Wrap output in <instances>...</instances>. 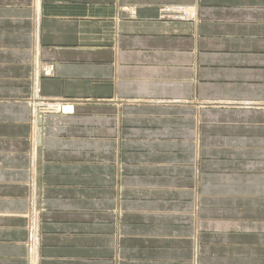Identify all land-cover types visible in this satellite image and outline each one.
<instances>
[{
    "label": "crops",
    "instance_id": "obj_1",
    "mask_svg": "<svg viewBox=\"0 0 264 264\" xmlns=\"http://www.w3.org/2000/svg\"><path fill=\"white\" fill-rule=\"evenodd\" d=\"M0 264H264V0H0Z\"/></svg>",
    "mask_w": 264,
    "mask_h": 264
},
{
    "label": "rangeland",
    "instance_id": "obj_2",
    "mask_svg": "<svg viewBox=\"0 0 264 264\" xmlns=\"http://www.w3.org/2000/svg\"><path fill=\"white\" fill-rule=\"evenodd\" d=\"M181 11H173V12H164V11H161L160 12V16L161 18H164V19H171V20H174V19H181V17L183 18L184 17V14L183 13H180ZM45 73V72H44ZM42 73V74H44ZM34 100L36 101H40V102H43L42 104H33V107H35V111L38 115H47V114H50V113H55V109H54V112L53 110H51L50 108H55V107H58L60 106L59 104H56L55 102H45L46 100H41L40 98L38 97H35ZM50 103V104H49ZM56 104V105H55ZM51 105V106H50ZM37 106H41L43 109H40L39 107ZM48 106V107H47ZM47 107V108H46ZM46 109V111H45ZM49 109V110H48ZM51 110V111H50ZM50 111V112H49ZM44 112V113H43ZM57 112V111H56Z\"/></svg>",
    "mask_w": 264,
    "mask_h": 264
},
{
    "label": "bare ground",
    "instance_id": "obj_3",
    "mask_svg": "<svg viewBox=\"0 0 264 264\" xmlns=\"http://www.w3.org/2000/svg\"><path fill=\"white\" fill-rule=\"evenodd\" d=\"M45 73H48V72L45 71ZM38 74H39V73H38ZM34 98H35V97H34ZM32 103H33V104H35V103L37 104L38 101H36V100L33 99V100H32ZM42 103H43V102H42ZM42 103H41V104H42ZM36 104H35V105H36ZM38 104H40V103H38ZM49 104H50V103H49ZM56 104H57V103H56ZM56 104H55V105H56ZM50 106H51V105H50ZM35 107H36V106H35ZM47 107H48V106H47ZM47 107H46V108H47ZM56 108H57V110H58V109H61L62 107H61V106H58V107H56ZM50 109H51V108H50ZM35 110H36V109H35ZM48 110H49V109H48ZM61 110H62L63 112H69V111H71L72 109H71L70 107H66V106H65V107H63V109H61ZM45 111H46V109H45ZM50 111H51V110H50ZM50 111H49V112H50ZM53 112H54V111H53ZM43 113H44V112H43ZM33 114L36 115L37 113H36V112H33Z\"/></svg>",
    "mask_w": 264,
    "mask_h": 264
},
{
    "label": "built area",
    "instance_id": "obj_4",
    "mask_svg": "<svg viewBox=\"0 0 264 264\" xmlns=\"http://www.w3.org/2000/svg\"><path fill=\"white\" fill-rule=\"evenodd\" d=\"M164 12H170V10H163ZM186 16L184 15V17L182 18L181 17V19H184ZM45 72V71H44ZM38 103H42V102H40V101H38ZM37 107H39L40 109H43L41 106H37ZM54 109H55V113H56V111L57 112H60V113H64L61 109H63V108H61V109H58L57 110V108L55 107V108H51V110H53L54 111ZM34 110H35V107H34Z\"/></svg>",
    "mask_w": 264,
    "mask_h": 264
}]
</instances>
